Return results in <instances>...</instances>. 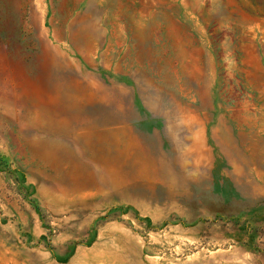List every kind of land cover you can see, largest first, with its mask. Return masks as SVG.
I'll return each instance as SVG.
<instances>
[{"label":"rangeland","instance_id":"374dc122","mask_svg":"<svg viewBox=\"0 0 264 264\" xmlns=\"http://www.w3.org/2000/svg\"><path fill=\"white\" fill-rule=\"evenodd\" d=\"M0 264H264V0H0Z\"/></svg>","mask_w":264,"mask_h":264},{"label":"trees","instance_id":"16d2710c","mask_svg":"<svg viewBox=\"0 0 264 264\" xmlns=\"http://www.w3.org/2000/svg\"><path fill=\"white\" fill-rule=\"evenodd\" d=\"M107 216H104L103 218H106Z\"/></svg>","mask_w":264,"mask_h":264}]
</instances>
